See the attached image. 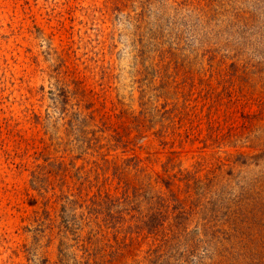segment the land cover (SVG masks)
I'll return each mask as SVG.
<instances>
[{
	"label": "rangeland",
	"instance_id": "374dc122",
	"mask_svg": "<svg viewBox=\"0 0 264 264\" xmlns=\"http://www.w3.org/2000/svg\"><path fill=\"white\" fill-rule=\"evenodd\" d=\"M0 264H264V0H0Z\"/></svg>",
	"mask_w": 264,
	"mask_h": 264
}]
</instances>
